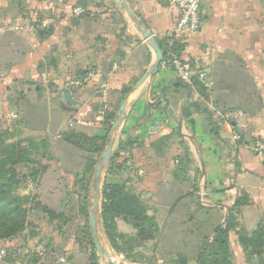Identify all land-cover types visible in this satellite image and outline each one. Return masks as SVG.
Returning a JSON list of instances; mask_svg holds the SVG:
<instances>
[{
  "label": "crops",
  "instance_id": "0c3cea01",
  "mask_svg": "<svg viewBox=\"0 0 264 264\" xmlns=\"http://www.w3.org/2000/svg\"><path fill=\"white\" fill-rule=\"evenodd\" d=\"M125 3L156 42L178 15L168 0ZM200 14L201 28L176 47L193 66L192 82L182 83L164 58L135 87L155 53L115 0H0V113L21 139L46 141L49 162L69 175L99 164L104 150L77 148L64 136L100 144L126 101L111 157L125 162L130 173L121 178H129L125 185L135 188L156 232L127 242L136 230L116 218L125 239L115 249L103 233L110 252L100 242L118 264H199L229 212L227 264H264V247L249 258L251 246L242 241L257 228L264 234V161L248 145L264 135V0H201ZM18 23L30 28L15 31ZM88 72L94 77L84 81ZM230 109L242 116L213 118L214 110ZM233 130L240 142L230 140ZM39 201L57 212L49 198Z\"/></svg>",
  "mask_w": 264,
  "mask_h": 264
},
{
  "label": "rangeland",
  "instance_id": "374dc122",
  "mask_svg": "<svg viewBox=\"0 0 264 264\" xmlns=\"http://www.w3.org/2000/svg\"><path fill=\"white\" fill-rule=\"evenodd\" d=\"M19 24L22 23L16 25ZM102 84L107 87V83L100 85ZM6 122L7 117L0 113V160L5 159L8 154V145L24 141L23 144H28L36 163L15 167L14 191L21 198L19 203L24 208V217L15 221L14 226L11 221H1L0 264H88L87 255L92 251L93 244L92 232L91 238H84L80 232L84 226L88 225L90 228L89 212L92 210L98 164L84 176L65 174L64 169L57 163L49 162L51 158L46 141L23 140L20 138L18 126ZM100 160L99 158L98 162ZM42 166L46 169L41 168ZM2 167L8 168V163L5 161ZM34 172L38 173L36 177ZM101 185L100 179V188ZM42 198H49L52 201L51 206L57 210L56 213L65 214L70 221L64 222L65 216L53 221L43 219L45 215L37 207L28 212L30 203L42 204L39 201ZM99 229L102 231L100 220ZM102 239L110 252L108 244L101 236ZM97 262L103 264L99 258Z\"/></svg>",
  "mask_w": 264,
  "mask_h": 264
},
{
  "label": "trees",
  "instance_id": "16d2710c",
  "mask_svg": "<svg viewBox=\"0 0 264 264\" xmlns=\"http://www.w3.org/2000/svg\"><path fill=\"white\" fill-rule=\"evenodd\" d=\"M157 43L162 49H164V39L157 40ZM174 52H176V47ZM165 58V57H164ZM166 59V58H165ZM132 87H127L122 92V99L127 96ZM110 127V125H109ZM64 139L72 143L77 148L91 151L101 152L104 150L107 144V138H104L100 144L94 142V139H89L79 134L67 133ZM6 161L8 168H3L2 165ZM36 163L32 158L31 150L29 146L23 145V142H19L14 145H8V154L5 159L0 160V226L2 222H13V226L16 225L18 219L24 217V208L19 203L21 198L15 194V177L16 169L18 165H31ZM125 162L119 164L116 163V156L113 155L105 168V176L101 187V203H100V226L104 233V236L109 240L110 245L117 249L116 239H125L123 235H119L115 228V219L121 217L123 220L130 223L136 230V237L134 239H128L127 242H133L139 244L140 241H146L153 237L156 232V225L153 220L149 219L145 214V208L139 200V196L135 192L133 186H126L125 183L129 182V178L122 180V176L129 175V169L124 166ZM95 165V162L89 161V164L84 168L82 176L89 173L90 169ZM44 170L43 166L41 167ZM41 173V172H40ZM35 177L38 174L34 172ZM34 178V176H33ZM3 180V181H2ZM127 181V182H126ZM132 182V181H131ZM32 202V201H31ZM28 212L39 209L48 221H53L59 218H63L65 215L62 213H56L54 210L46 207L43 204L30 203ZM66 217V216H65ZM2 221V222H1ZM65 221H70L67 217ZM233 217L229 212L227 215L226 224L224 227H217L213 236L212 242L208 243L199 258V264H227L228 263V250L226 247L228 232L233 227ZM84 238H91V230L87 226L82 227L81 232ZM243 244L250 245L251 251L248 253L249 258L254 253L258 252L259 247H264V234L260 228H257L253 232V237L247 240H242ZM92 251L87 255L88 264H98V258L96 256L93 244L91 245ZM251 253V254H250ZM71 259V258H70Z\"/></svg>",
  "mask_w": 264,
  "mask_h": 264
},
{
  "label": "built area",
  "instance_id": "2783aa9c",
  "mask_svg": "<svg viewBox=\"0 0 264 264\" xmlns=\"http://www.w3.org/2000/svg\"><path fill=\"white\" fill-rule=\"evenodd\" d=\"M170 5L177 10V17L173 23V26L168 30L163 39L165 41V46L163 49L164 57L166 58L167 67L172 70L178 79L184 83L189 84L192 82L193 70L192 64L182 60L177 52H174V47L176 44L180 43L187 36L195 34L202 24L201 20V0H168ZM82 12L81 9L77 10ZM30 26L19 24L14 26V30L18 32H23L29 29ZM94 77L93 73L88 72L83 80L89 81ZM199 81L204 84L205 87L210 86V81L203 74L200 75ZM102 88L105 87L104 84L101 85ZM242 116L240 110H214L213 118L218 122L231 123L237 121ZM230 140L233 143L241 141L240 134L233 130L230 135ZM250 150L253 154L262 156L264 161V135H260L254 138L249 144ZM203 196V192L199 193Z\"/></svg>",
  "mask_w": 264,
  "mask_h": 264
},
{
  "label": "water",
  "instance_id": "95a60500",
  "mask_svg": "<svg viewBox=\"0 0 264 264\" xmlns=\"http://www.w3.org/2000/svg\"><path fill=\"white\" fill-rule=\"evenodd\" d=\"M115 2L118 8L129 17L136 31L142 36V38L149 46V48L155 53V61L153 65L150 67L148 72L144 74L141 80L135 85V87H137L140 84H142L147 78L153 77L157 73L159 66L164 60V52L163 49L160 47V45L155 41L151 33L148 31V29L139 22V20L136 18V16L131 11V9L126 5L125 0H115ZM125 109H126V101L123 100L119 107L118 114L109 128L108 137H107L108 141L104 151L101 154L100 163L96 167L92 210L89 212L90 229L93 237L92 239L93 247L95 249V252L97 253L98 258L101 260L103 264H118V263L112 259L109 252L102 246L100 242V237L101 235H103L102 231L99 229L100 207H101L100 179L102 177L103 171H105V168L107 167L108 162L110 160L113 139L117 133L119 126L124 120L125 112H126Z\"/></svg>",
  "mask_w": 264,
  "mask_h": 264
}]
</instances>
